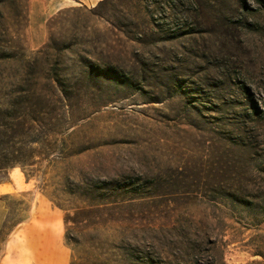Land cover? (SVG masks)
<instances>
[{
  "label": "rangeland",
  "instance_id": "obj_1",
  "mask_svg": "<svg viewBox=\"0 0 264 264\" xmlns=\"http://www.w3.org/2000/svg\"><path fill=\"white\" fill-rule=\"evenodd\" d=\"M6 1L13 23L0 31V46L11 50L0 59V264H21L17 249L43 242L37 225L52 220L74 264H264V219L256 230L248 203L228 197L253 199L261 189L251 140L239 130L250 113L240 88L264 104V0L171 8L142 0L135 9L121 0V11L108 3L90 16L63 15L56 31L69 47L36 61L59 10L100 0ZM90 61L112 63L125 82L82 84ZM54 76L71 88L65 98L46 90L60 88ZM26 98L39 119L10 128L14 103ZM12 155L27 163L9 162ZM32 222L41 230L25 233Z\"/></svg>",
  "mask_w": 264,
  "mask_h": 264
},
{
  "label": "trees",
  "instance_id": "obj_2",
  "mask_svg": "<svg viewBox=\"0 0 264 264\" xmlns=\"http://www.w3.org/2000/svg\"><path fill=\"white\" fill-rule=\"evenodd\" d=\"M113 1V0H112ZM129 6L131 8L135 9L140 6V2L144 3L142 0H126ZM243 7H246L245 0H237ZM147 5H154L155 7L160 8H171L174 5L177 4H183L184 0H147ZM112 4L113 8L115 10L121 11L120 9L124 5V2L121 0H114L110 3V0H100L96 6L92 8H87L85 5L76 6V7H69L59 10L54 17H52L48 22V40L47 42L40 47L36 52L32 54L30 57L32 60L36 61L39 58H41L43 55H48L54 57L56 60L57 57L60 56V53L63 52L65 49H67L69 46L66 44L65 40H62V36L57 33L56 31V24L55 20L61 18L63 15L67 16H73L74 14L81 12L85 14L86 16H90L93 14L95 9L99 6H104ZM7 7V1L6 0H0V31L2 32L6 31V27L11 26L13 23L12 14L9 8ZM5 10H8V12H5ZM21 16V15H20ZM117 22L120 21L122 17H119L114 14L113 16ZM67 18V17H66ZM134 19V16L133 18ZM8 48H5L2 44L0 46V59H8L11 57V50H7ZM82 72L78 76L77 79L81 81L82 84L92 87H100L103 84L101 83V79L106 78L110 83H121L125 82L126 78L124 75H122V72L115 66H113L112 63H102L97 64L96 62L90 61L83 65ZM53 85L59 86L60 88H46L49 92H53L55 95L59 94L60 98H65L67 96V91L71 88H66L65 81L64 83L61 82L59 77L54 76L53 79L50 80ZM104 81V80H103ZM102 81V83H104ZM42 89V88H38ZM74 89V88H73ZM80 89V88H78ZM244 92V100H246L247 107H249V111L243 113V117H247V121L243 123V125L240 126L239 133L245 132L247 134V137L250 138L251 141V150H252V163H251V175L254 179V185L256 187H261V189H257L259 191H253L250 195H252L253 199H244L243 197H238L235 192H229L228 197L233 198L237 201L239 204H246V206L249 207V211H251V215L248 218L249 224L255 228L256 230L261 229V224H263L264 219V104L259 103L258 99L254 96V93L250 91L249 88H240ZM35 88L32 89V93H35ZM58 96V95H57ZM38 99V98H36ZM7 102V101H6ZM30 102L29 98H26L24 100H18L14 103V106H16V110L12 115H9L10 122L7 121V125H10V128L12 124L19 125L21 128H24L29 124V122L33 123L32 121H36V119H39L40 116V107H35V105L28 104ZM36 102V101H35ZM34 102V104H35ZM45 112L44 114H46ZM50 120V119H49ZM6 122V121H5ZM248 122H251V124H248ZM4 123V122H3ZM10 123V124H9ZM1 125V123H0ZM29 127V126H27ZM249 133V134H248ZM64 142V141H63ZM56 146H59V150L65 148V144L60 143ZM65 155V154H62ZM9 162H22L25 159H21L17 155H12L11 158H9ZM28 160V159H27ZM27 160L24 161L27 163ZM2 164V162H0ZM4 164V163H3ZM5 165H0V167H3ZM63 191L67 194H73L74 190L72 189H65L63 188ZM226 197V196H225ZM60 205V203L58 204ZM65 222L68 221V216L64 217ZM258 235L261 236V233H258ZM70 238V235L65 230L64 233V239L66 243L68 242ZM255 249H263V245L261 243H254ZM70 264H74L72 260H70Z\"/></svg>",
  "mask_w": 264,
  "mask_h": 264
},
{
  "label": "crops",
  "instance_id": "obj_3",
  "mask_svg": "<svg viewBox=\"0 0 264 264\" xmlns=\"http://www.w3.org/2000/svg\"><path fill=\"white\" fill-rule=\"evenodd\" d=\"M42 218L40 216L38 219L43 221ZM37 226H44V241L38 244L36 242L34 245L29 243L28 249H17L19 253H24L21 264H68L71 256L70 249L64 243L62 233L57 230L54 221L52 220L49 225L40 224ZM37 226L32 222L24 225L23 230L27 234L30 231L41 230V227Z\"/></svg>",
  "mask_w": 264,
  "mask_h": 264
}]
</instances>
